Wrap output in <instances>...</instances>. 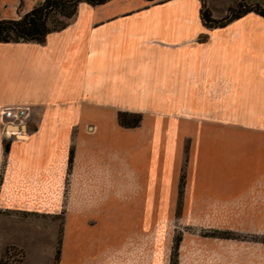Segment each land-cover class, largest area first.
Returning a JSON list of instances; mask_svg holds the SVG:
<instances>
[{"label":"crops","instance_id":"obj_1","mask_svg":"<svg viewBox=\"0 0 264 264\" xmlns=\"http://www.w3.org/2000/svg\"><path fill=\"white\" fill-rule=\"evenodd\" d=\"M237 1L205 3L219 19ZM202 3L80 2L42 43L0 42V110H31L22 139L4 138L0 123V211L53 209L68 177V193L83 199L69 207L81 214L65 224L64 264L151 226L105 195L166 194L169 181L178 194L182 172L183 210L190 196L231 199L253 184L264 195V17L208 27ZM119 113L142 119L122 126Z\"/></svg>","mask_w":264,"mask_h":264},{"label":"rangeland","instance_id":"obj_2","mask_svg":"<svg viewBox=\"0 0 264 264\" xmlns=\"http://www.w3.org/2000/svg\"><path fill=\"white\" fill-rule=\"evenodd\" d=\"M40 1L0 0V19L18 18L20 4L26 6L21 10L23 14ZM223 5V2L216 4ZM216 96L218 100V92ZM123 115L126 127L137 126L142 119L140 113ZM235 134L240 137L239 132L233 131ZM3 136L22 139L26 135H8L3 129ZM7 149L1 156L0 174L6 165ZM73 150L69 152L70 158ZM237 171L239 177L243 176V164L238 163ZM135 183L127 180L126 184L128 188L139 186ZM68 184L67 177L65 190L55 196L53 209L0 211V264H64L65 224L71 220L73 224L78 222L81 214L69 207L72 204L75 208L83 199L78 191L70 195L66 190ZM184 186L180 205L170 181L166 194H126L121 190L120 195H105L104 204L114 199L120 204L135 205L137 212L120 210V218H132L134 212L145 213L151 226L128 231L117 241L83 257L81 264H264V195L260 188L254 184L240 187L231 199L225 200L190 196L183 210Z\"/></svg>","mask_w":264,"mask_h":264},{"label":"trees","instance_id":"obj_3","mask_svg":"<svg viewBox=\"0 0 264 264\" xmlns=\"http://www.w3.org/2000/svg\"><path fill=\"white\" fill-rule=\"evenodd\" d=\"M109 0H42L28 12L20 14L15 19H0V42H37L42 43L48 33L63 28L74 15L77 5L86 2L90 5H100ZM157 3L160 0H146ZM22 4H20L21 6ZM255 12L264 17V7L259 4H246L238 0L234 6L227 9L224 17L214 19L203 0L200 10L201 20L208 27H221L234 19L248 13ZM123 113L118 114V121L122 126ZM138 121L134 124L136 125ZM7 149V146H6ZM184 172L181 174L178 188V204L182 198Z\"/></svg>","mask_w":264,"mask_h":264},{"label":"built area","instance_id":"obj_4","mask_svg":"<svg viewBox=\"0 0 264 264\" xmlns=\"http://www.w3.org/2000/svg\"><path fill=\"white\" fill-rule=\"evenodd\" d=\"M30 107L29 106H7L0 110V123L4 129V132L8 135L24 133V130L21 129L22 126H26L29 117H30ZM9 126H16V131L9 130Z\"/></svg>","mask_w":264,"mask_h":264},{"label":"water","instance_id":"obj_5","mask_svg":"<svg viewBox=\"0 0 264 264\" xmlns=\"http://www.w3.org/2000/svg\"><path fill=\"white\" fill-rule=\"evenodd\" d=\"M9 129H11V130H16L17 129V127L16 126H9ZM21 129H25V127L24 126H22L21 127Z\"/></svg>","mask_w":264,"mask_h":264}]
</instances>
